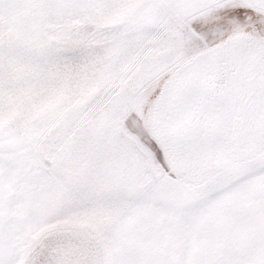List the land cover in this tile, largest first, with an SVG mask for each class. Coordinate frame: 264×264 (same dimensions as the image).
<instances>
[{
    "label": "snow or ice",
    "instance_id": "obj_1",
    "mask_svg": "<svg viewBox=\"0 0 264 264\" xmlns=\"http://www.w3.org/2000/svg\"><path fill=\"white\" fill-rule=\"evenodd\" d=\"M0 264H264V0H0Z\"/></svg>",
    "mask_w": 264,
    "mask_h": 264
}]
</instances>
